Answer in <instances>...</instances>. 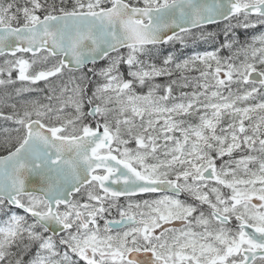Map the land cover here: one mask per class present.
I'll use <instances>...</instances> for the list:
<instances>
[{
  "label": "snow or ice",
  "instance_id": "6c2138e0",
  "mask_svg": "<svg viewBox=\"0 0 264 264\" xmlns=\"http://www.w3.org/2000/svg\"><path fill=\"white\" fill-rule=\"evenodd\" d=\"M258 25L264 0H0V264H264Z\"/></svg>",
  "mask_w": 264,
  "mask_h": 264
},
{
  "label": "rangeland",
  "instance_id": "374dc122",
  "mask_svg": "<svg viewBox=\"0 0 264 264\" xmlns=\"http://www.w3.org/2000/svg\"><path fill=\"white\" fill-rule=\"evenodd\" d=\"M225 23H227V22H223V26L225 25ZM233 23H235V21H233ZM220 24H222V23H220ZM205 29H206V27H205ZM221 30H222V27L219 28L217 31L220 32ZM235 31H236V33L239 36V38H240L241 41H250V39H251L252 36L259 35L261 32H264V26L258 25L257 28H255V29L237 28ZM217 39L220 41V38L219 37ZM197 44H199V42H197ZM189 47H192V45H190ZM208 50H211V49H208ZM188 51H191V50L188 49ZM103 63H105V62L104 61H100V62H98V65L103 64ZM85 71H86V69H85ZM36 87L39 88V89H44V82H40L38 85H35V88ZM32 95L33 94H29L28 96L31 99L40 100L41 102L47 103L46 100L44 99V92H42V91L39 90L38 94H36V98H32ZM25 98H28V97H25ZM4 111L5 112H9V111H11V109L10 108H5ZM4 127L12 128V127H14V125L7 124V125H5V126H3V127L0 128V155L6 150L4 148V146H3V136L5 134L3 133L2 129ZM13 135H14V133H13ZM131 146L134 147V145H131ZM0 219H3L2 214H0Z\"/></svg>",
  "mask_w": 264,
  "mask_h": 264
},
{
  "label": "trees",
  "instance_id": "16d2710c",
  "mask_svg": "<svg viewBox=\"0 0 264 264\" xmlns=\"http://www.w3.org/2000/svg\"><path fill=\"white\" fill-rule=\"evenodd\" d=\"M222 27V30L220 32H218L217 30L219 28ZM223 23L222 24H219V25H212V26H209V27H206V30L208 32H212L214 34H218L217 35V38L219 37L220 38V41H222L224 39V36H223ZM193 47V46H192ZM192 47H189V50H192ZM195 47L197 48V50H205V49H211L210 45L209 44H206L202 41L199 42V44H196ZM7 152V150H5L3 153Z\"/></svg>",
  "mask_w": 264,
  "mask_h": 264
},
{
  "label": "flooded vegetation",
  "instance_id": "af4514ba",
  "mask_svg": "<svg viewBox=\"0 0 264 264\" xmlns=\"http://www.w3.org/2000/svg\"><path fill=\"white\" fill-rule=\"evenodd\" d=\"M0 59H2V58H0ZM33 87H35V86H33ZM37 88V87H36ZM38 90L37 91H35V92H29V93H24L23 94V97H28L29 99H31L28 95L29 94H33L32 95V98H36V94H38V92H39V88H37ZM40 101V100H39ZM47 102V101H46ZM10 112V111H9ZM7 124H11L10 122H8ZM4 121H0V128L1 127H3V126H5V125H7ZM131 146V145H130ZM182 199L184 198V197H181Z\"/></svg>",
  "mask_w": 264,
  "mask_h": 264
},
{
  "label": "water",
  "instance_id": "95a60500",
  "mask_svg": "<svg viewBox=\"0 0 264 264\" xmlns=\"http://www.w3.org/2000/svg\"><path fill=\"white\" fill-rule=\"evenodd\" d=\"M206 26V25H205ZM6 155V154H5Z\"/></svg>",
  "mask_w": 264,
  "mask_h": 264
}]
</instances>
